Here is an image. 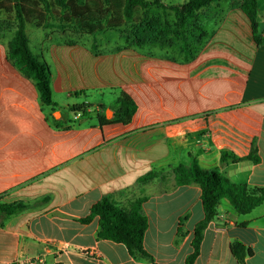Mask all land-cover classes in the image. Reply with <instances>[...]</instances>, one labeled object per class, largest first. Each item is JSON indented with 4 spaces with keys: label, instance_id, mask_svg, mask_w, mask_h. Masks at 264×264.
Instances as JSON below:
<instances>
[{
    "label": "crops",
    "instance_id": "0c3cea01",
    "mask_svg": "<svg viewBox=\"0 0 264 264\" xmlns=\"http://www.w3.org/2000/svg\"><path fill=\"white\" fill-rule=\"evenodd\" d=\"M257 21L264 39V0ZM201 22L206 36L189 59L175 48H105L36 26L31 35L27 24L32 51L50 67L55 108L9 59L14 30L0 35V205L34 204L0 227V264L40 254L47 264H145L124 244L98 239V217L80 222L104 196L123 207L146 197L145 250L157 264H186L204 219L201 189L166 173L195 159L233 183L264 187V41L257 44L241 0L210 4ZM122 93L135 114L102 124ZM85 102L94 106L86 114L70 110ZM223 153L240 160L222 164ZM151 171L160 176L140 185ZM221 210L194 264H238L235 240L253 250L245 264H264V204L240 215L223 199Z\"/></svg>",
    "mask_w": 264,
    "mask_h": 264
},
{
    "label": "trees",
    "instance_id": "16d2710c",
    "mask_svg": "<svg viewBox=\"0 0 264 264\" xmlns=\"http://www.w3.org/2000/svg\"><path fill=\"white\" fill-rule=\"evenodd\" d=\"M220 0H188L180 5H169L162 0H0V12L14 14V21L0 22V35L14 30V36L8 44V57L24 75L32 79L39 91L44 105L55 108L51 90V70L48 63L35 54L30 47V39L26 31L27 24L38 28L49 29L48 23L54 19L61 23L73 24L82 33L94 35L106 30H121L125 25L134 23V15L138 9L144 10V15L133 30L125 31L126 39L130 43L143 46L144 44L172 45L174 39L179 40V50L189 59L206 36L202 25V11L210 4ZM170 9L175 13V23L162 21L160 17H148V9L152 6ZM241 7L252 23L255 39L258 45L264 41L257 21L258 0H241ZM189 35L191 41L189 40ZM131 45V44H130ZM133 45V44H132ZM94 107L90 103L70 106L74 113L86 114ZM114 112L111 119L99 116L102 124H117L129 121L136 112V105L125 93H122L110 107ZM258 162L259 157L254 154L247 157ZM229 160H240L223 153L222 164ZM175 178L177 186L197 185L201 189V200L204 219L194 230L193 252L187 257L186 264H194L200 253L203 234L208 225L222 212L221 200L227 199L240 215H247L264 204V187L250 188L245 183H233L219 170L202 169L193 159L190 165H180L166 175ZM158 172L151 171L139 180L145 185L158 178ZM146 197H139L130 201L129 206L117 204L111 196H104L94 204L90 214L80 220L83 224L99 218L98 239L122 243L129 254L145 264H157L144 248V236L148 228V219L143 211ZM46 200H44L45 202ZM34 206L33 203L16 202L0 205V227L12 216L18 215ZM187 215L180 221L178 241L184 237L181 225ZM230 250L238 264H245L251 257L253 250L235 240Z\"/></svg>",
    "mask_w": 264,
    "mask_h": 264
},
{
    "label": "rangeland",
    "instance_id": "374dc122",
    "mask_svg": "<svg viewBox=\"0 0 264 264\" xmlns=\"http://www.w3.org/2000/svg\"><path fill=\"white\" fill-rule=\"evenodd\" d=\"M152 1V0H151ZM166 4L169 5H180L188 0H162ZM144 10L138 9L134 15V23H129L125 25L121 30L116 31V30H106L103 32H99L94 35H86L82 33L75 25L73 24H66V23H61L57 20H50L48 23V26L50 27V30H55L58 31L59 33L63 34L67 39L71 40H76V39H81L84 42H92L95 39V41H98V44L105 48H112V47H117V46H122L123 44H133L135 45L136 43H130L126 39L125 31H130L133 30V26L139 24L140 20L142 19L144 15ZM160 17L161 20L164 22L168 20L171 24H174L176 19H175V13L170 10V9H163L162 7L159 6H152L150 9H148V17ZM15 19L14 14H6L5 12H0V22L2 21H11L13 22ZM28 30L29 33L32 35V30L38 31L35 29L34 25L29 24L28 25ZM172 45L165 44L163 46L159 45L160 47H169V48H175L179 50V40L174 39ZM189 40L191 41V37L189 35ZM125 42V43H124ZM34 45V42H32ZM146 45H155V44H144L143 46ZM158 45V44H157ZM180 51V50H179ZM63 117L66 118L68 115L71 116L70 110H68L66 107L63 108L62 110Z\"/></svg>",
    "mask_w": 264,
    "mask_h": 264
},
{
    "label": "built area",
    "instance_id": "2783aa9c",
    "mask_svg": "<svg viewBox=\"0 0 264 264\" xmlns=\"http://www.w3.org/2000/svg\"><path fill=\"white\" fill-rule=\"evenodd\" d=\"M18 264H47L46 255L40 254L17 261Z\"/></svg>",
    "mask_w": 264,
    "mask_h": 264
},
{
    "label": "water",
    "instance_id": "95a60500",
    "mask_svg": "<svg viewBox=\"0 0 264 264\" xmlns=\"http://www.w3.org/2000/svg\"><path fill=\"white\" fill-rule=\"evenodd\" d=\"M59 114H56L55 116L58 117ZM112 116V111L111 110H107V118H111Z\"/></svg>",
    "mask_w": 264,
    "mask_h": 264
}]
</instances>
